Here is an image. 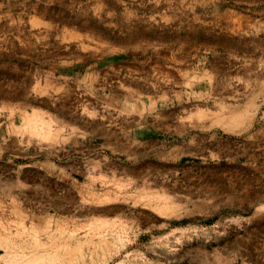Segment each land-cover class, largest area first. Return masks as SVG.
<instances>
[{
  "label": "rangeland",
  "instance_id": "rangeland-1",
  "mask_svg": "<svg viewBox=\"0 0 264 264\" xmlns=\"http://www.w3.org/2000/svg\"><path fill=\"white\" fill-rule=\"evenodd\" d=\"M0 264H264V0H0Z\"/></svg>",
  "mask_w": 264,
  "mask_h": 264
}]
</instances>
